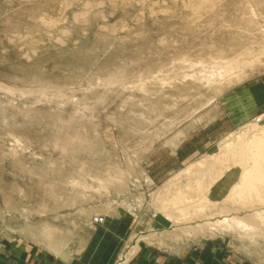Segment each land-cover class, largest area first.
I'll return each mask as SVG.
<instances>
[{"label":"rangeland","instance_id":"1","mask_svg":"<svg viewBox=\"0 0 264 264\" xmlns=\"http://www.w3.org/2000/svg\"><path fill=\"white\" fill-rule=\"evenodd\" d=\"M232 58L230 78L191 77ZM253 124L264 126V0H0L6 247L79 254L94 227L130 211L116 264H264V231L210 229L204 216L175 221L159 208L173 209L190 172L180 171ZM77 132L96 149L60 150L56 138ZM241 172L226 170L205 195L221 202Z\"/></svg>","mask_w":264,"mask_h":264},{"label":"bare ground","instance_id":"2","mask_svg":"<svg viewBox=\"0 0 264 264\" xmlns=\"http://www.w3.org/2000/svg\"><path fill=\"white\" fill-rule=\"evenodd\" d=\"M251 60H248L249 64L252 62ZM209 63H214V61ZM237 63L235 58L223 62L217 61L211 66L205 63L200 71L193 72L191 77L194 80L205 82L209 79L208 75L216 71L218 77L230 78L235 72ZM188 75V73H185L182 77ZM181 135L180 132L170 143L176 145V141ZM56 145L62 151L81 149L83 146H88L93 151L96 149L79 132L75 134L74 139L56 138ZM237 165L242 168V172L238 181L231 186L228 195L221 202L210 201L205 193L225 175L226 170ZM185 172L189 174H186L175 196L170 199L172 201L170 205L173 209L167 210L164 203L159 206L168 217L175 221H182L193 218V215L195 217L204 216L206 217L204 227L230 229L239 233L244 232L247 235L264 231V126L253 124L252 127L242 128L232 133L225 138L222 149L218 154L208 156L200 165L194 166L190 163L176 176L181 177V174ZM82 182L75 179L73 185L87 187ZM104 186H100L98 190L104 189ZM207 202H212L213 207L208 205ZM113 203L115 202L113 201ZM214 205H217V207H214ZM112 206L113 204H109L108 208H112ZM242 210L245 211L244 215L239 214ZM52 233L48 228L44 232V236L53 241Z\"/></svg>","mask_w":264,"mask_h":264},{"label":"crops","instance_id":"3","mask_svg":"<svg viewBox=\"0 0 264 264\" xmlns=\"http://www.w3.org/2000/svg\"><path fill=\"white\" fill-rule=\"evenodd\" d=\"M116 215L119 219L108 221V231H100L94 227L90 238L80 246L79 254H61L60 257L51 254L38 256L30 252L25 254L18 242L7 243L6 247V243L0 238V264H52L54 261L56 264H116L115 251L119 246L117 238L130 234L136 222L130 211L118 212ZM108 235L111 238L108 239Z\"/></svg>","mask_w":264,"mask_h":264},{"label":"built area","instance_id":"4","mask_svg":"<svg viewBox=\"0 0 264 264\" xmlns=\"http://www.w3.org/2000/svg\"><path fill=\"white\" fill-rule=\"evenodd\" d=\"M261 119H257V121L259 122ZM104 220V217L101 216V215H96L94 217V221H97V222H102Z\"/></svg>","mask_w":264,"mask_h":264}]
</instances>
